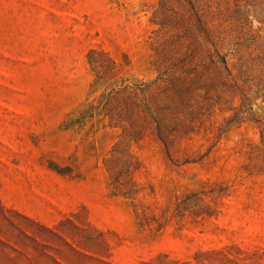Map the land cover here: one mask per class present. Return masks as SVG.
<instances>
[{
    "label": "rangeland",
    "instance_id": "obj_1",
    "mask_svg": "<svg viewBox=\"0 0 264 264\" xmlns=\"http://www.w3.org/2000/svg\"><path fill=\"white\" fill-rule=\"evenodd\" d=\"M0 264H264V0H0Z\"/></svg>",
    "mask_w": 264,
    "mask_h": 264
},
{
    "label": "trees",
    "instance_id": "obj_2",
    "mask_svg": "<svg viewBox=\"0 0 264 264\" xmlns=\"http://www.w3.org/2000/svg\"><path fill=\"white\" fill-rule=\"evenodd\" d=\"M165 25L161 24L159 26L164 27ZM225 63H226V61H225ZM156 64L159 65V69H158L159 77L154 82V84L156 85V87H158V89L161 90L160 91V95L161 96H156V98L153 99V103H149V102L145 103L144 106L146 108L147 113L150 114V117L154 115V108H155L156 114L159 115L160 107H161L160 105H158L159 103H162L164 105H169V106L171 105V103L173 101L172 100L173 92L176 90L175 88H173V86H172L173 84L172 83L170 84L171 78L168 79L169 78V74L167 72H169L170 68L165 67L166 66L165 65L166 61H163V59L159 58V59H157ZM227 70H229L228 67H227ZM158 83H160V84H158ZM243 95H244V98H243L244 100H242V101H243V104L245 105V103L250 101L251 98L249 97V93H247L245 91L243 92ZM111 112H112V117H111L112 120H120V119L124 120V118H125V120L130 122L132 127H135L136 124L133 121V119H126V117H123V112L120 111L119 108L112 107ZM155 125H156V123H155ZM156 127H158V126L156 125Z\"/></svg>",
    "mask_w": 264,
    "mask_h": 264
}]
</instances>
